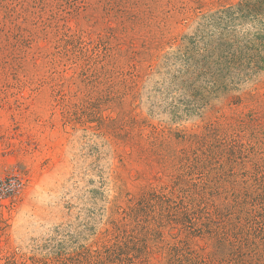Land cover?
Here are the masks:
<instances>
[{
	"label": "rangeland",
	"instance_id": "374dc122",
	"mask_svg": "<svg viewBox=\"0 0 264 264\" xmlns=\"http://www.w3.org/2000/svg\"><path fill=\"white\" fill-rule=\"evenodd\" d=\"M240 1L0 0V264H264V71L179 58Z\"/></svg>",
	"mask_w": 264,
	"mask_h": 264
},
{
	"label": "trees",
	"instance_id": "16d2710c",
	"mask_svg": "<svg viewBox=\"0 0 264 264\" xmlns=\"http://www.w3.org/2000/svg\"><path fill=\"white\" fill-rule=\"evenodd\" d=\"M246 21L259 26L243 39H228L227 35L214 43L212 34L203 35L200 29L188 39L179 58L184 73L191 79L189 87L200 83L216 91L219 82H223L218 88L226 90L225 82L235 87L264 71V0H241L235 8L212 15L210 22L223 32Z\"/></svg>",
	"mask_w": 264,
	"mask_h": 264
},
{
	"label": "built area",
	"instance_id": "2783aa9c",
	"mask_svg": "<svg viewBox=\"0 0 264 264\" xmlns=\"http://www.w3.org/2000/svg\"><path fill=\"white\" fill-rule=\"evenodd\" d=\"M26 179L20 172H13L0 178V202L16 199L24 193Z\"/></svg>",
	"mask_w": 264,
	"mask_h": 264
}]
</instances>
